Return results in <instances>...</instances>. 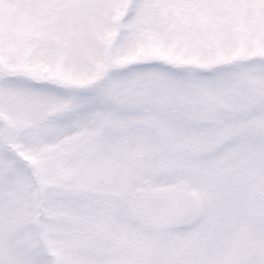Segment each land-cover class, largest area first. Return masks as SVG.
<instances>
[{
  "label": "snow or ice",
  "instance_id": "snow-or-ice-1",
  "mask_svg": "<svg viewBox=\"0 0 264 264\" xmlns=\"http://www.w3.org/2000/svg\"><path fill=\"white\" fill-rule=\"evenodd\" d=\"M0 264H264V0H0Z\"/></svg>",
  "mask_w": 264,
  "mask_h": 264
}]
</instances>
